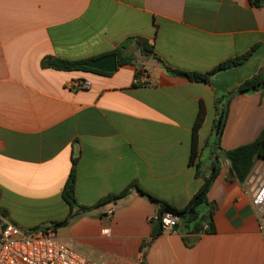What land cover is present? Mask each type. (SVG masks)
I'll return each mask as SVG.
<instances>
[{
    "label": "crops",
    "instance_id": "obj_1",
    "mask_svg": "<svg viewBox=\"0 0 264 264\" xmlns=\"http://www.w3.org/2000/svg\"><path fill=\"white\" fill-rule=\"evenodd\" d=\"M137 38L158 58L142 55ZM127 40L133 60L114 72L44 64L96 59ZM244 56L208 81L166 69L204 74ZM143 72L151 82L135 81ZM254 76L264 78V2L0 0V210L25 229L65 219L73 160L79 207L133 184L185 207L211 172L216 123L228 102L220 170L203 208L214 212L213 232L181 220L179 232L152 237L160 206L133 187L56 232L104 264H264V197L259 202L249 182L264 160L240 182L223 153L264 130V87L236 92ZM81 80L91 85L73 84Z\"/></svg>",
    "mask_w": 264,
    "mask_h": 264
},
{
    "label": "trees",
    "instance_id": "obj_2",
    "mask_svg": "<svg viewBox=\"0 0 264 264\" xmlns=\"http://www.w3.org/2000/svg\"><path fill=\"white\" fill-rule=\"evenodd\" d=\"M251 4L260 6L263 4L264 0H250ZM129 40L122 43L116 50H114V53L118 56V63L119 65L132 62L133 57L132 55H127L125 53V49L127 47ZM136 43L140 49V52L142 55L145 56H156V54L153 51V47L148 43V41L144 38H137ZM244 57H238L229 59L223 63H221L219 66H217L214 70L209 71L207 73H198V72H189V71H182L177 70L174 68H171L169 66H166V69L168 72L187 77L190 80L193 81H208L210 75L215 72L216 70L236 65L240 63ZM88 59L85 60H78V61H68L60 58H47L44 61V64L58 68V69H91L86 66V63L88 62ZM94 70V69H93ZM264 87V78H261L260 76H254L245 82H243L236 92L244 93L249 91H256ZM227 107L228 102L225 104L222 113L216 123V130H217V140L214 144V160L212 163L211 172L208 176L204 178V182L200 189L194 194V196L191 198V200L188 202V204L185 207L177 208L172 206L171 204L154 198L145 191H143L138 185L133 184L123 190L122 192L118 194H111L108 196H105L102 198L99 202H97L92 207H82L78 206L76 196H75V187H76V170H75V163L76 160H73V166L70 171L69 177L65 183L62 196L65 199V201L69 204L71 211L68 214V216L59 221L53 222L52 226L54 228L62 225L68 224L70 221L75 219L80 213L82 212H89L93 208L100 207L102 205L108 204V203H115L119 201L120 199L126 197L131 188H136L141 194L147 195L150 198H152L154 201H156L160 208H159V214L156 220V224L154 226L152 237H156L163 233V227H162V221L161 217L166 211H171L177 216L180 217V221L182 220L187 227H193L194 230L201 231L204 229V223H207L209 225L208 228L205 229L207 232H213L215 230L214 226V218H213V210L211 209H203L205 206L208 205V191L211 188V185L213 184L215 178L217 177L221 162L219 160V152L221 151L220 147V138L226 123V116H227ZM203 121V114L202 112L199 114V117L194 125L193 130V152H192V158L196 156V141H197V133L198 129L200 128ZM226 156V158L229 160L231 165L232 173L235 175V177L240 182H245L249 175L251 174L253 168L256 165L257 160H264V130L261 132V134L258 136L256 140L253 142L241 145L239 147H236L234 149L226 150L223 152ZM1 211V210H0ZM2 213L6 214L4 211H1ZM180 224V223H179ZM41 228V227H37ZM34 228V229H37ZM179 229V225H178Z\"/></svg>",
    "mask_w": 264,
    "mask_h": 264
},
{
    "label": "built area",
    "instance_id": "obj_3",
    "mask_svg": "<svg viewBox=\"0 0 264 264\" xmlns=\"http://www.w3.org/2000/svg\"><path fill=\"white\" fill-rule=\"evenodd\" d=\"M136 82L149 83L146 72L136 76ZM79 88L91 85L88 80L75 81ZM163 232H179L180 217L166 211L161 217ZM0 264H104L83 252L75 243L60 238L56 228L44 226L25 229L0 211Z\"/></svg>",
    "mask_w": 264,
    "mask_h": 264
},
{
    "label": "water",
    "instance_id": "obj_4",
    "mask_svg": "<svg viewBox=\"0 0 264 264\" xmlns=\"http://www.w3.org/2000/svg\"><path fill=\"white\" fill-rule=\"evenodd\" d=\"M117 64L118 60L116 53H111L96 59L89 60L86 63V66L100 71L114 72L117 69ZM262 169L263 163L261 162L255 167L249 177V182L253 184L254 192L257 194L259 202L264 197V171ZM261 206L264 209V201L262 202Z\"/></svg>",
    "mask_w": 264,
    "mask_h": 264
}]
</instances>
